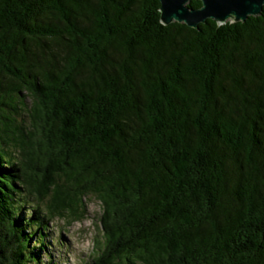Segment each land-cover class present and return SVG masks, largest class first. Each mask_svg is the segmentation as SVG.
Here are the masks:
<instances>
[{
    "label": "trees",
    "instance_id": "16d2710c",
    "mask_svg": "<svg viewBox=\"0 0 264 264\" xmlns=\"http://www.w3.org/2000/svg\"><path fill=\"white\" fill-rule=\"evenodd\" d=\"M159 8L0 0V264H50L47 226L89 198L86 264H264V6Z\"/></svg>",
    "mask_w": 264,
    "mask_h": 264
},
{
    "label": "rangeland",
    "instance_id": "374dc122",
    "mask_svg": "<svg viewBox=\"0 0 264 264\" xmlns=\"http://www.w3.org/2000/svg\"><path fill=\"white\" fill-rule=\"evenodd\" d=\"M102 208L100 202L86 200L85 216L80 221L56 218L45 231L46 252H40L41 259L50 264H86L94 256L95 240L102 235L99 221ZM33 242L35 238L33 237Z\"/></svg>",
    "mask_w": 264,
    "mask_h": 264
},
{
    "label": "water",
    "instance_id": "95a60500",
    "mask_svg": "<svg viewBox=\"0 0 264 264\" xmlns=\"http://www.w3.org/2000/svg\"><path fill=\"white\" fill-rule=\"evenodd\" d=\"M191 0H159L160 18L164 25L172 22L185 23L197 28L207 19H213L218 24L228 20L245 21L249 16L260 15L264 0H200L199 8L189 6Z\"/></svg>",
    "mask_w": 264,
    "mask_h": 264
}]
</instances>
